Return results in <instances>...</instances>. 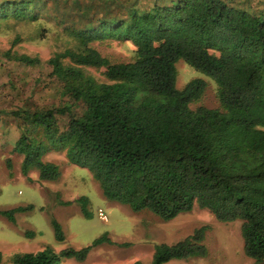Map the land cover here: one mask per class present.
I'll return each mask as SVG.
<instances>
[{
  "label": "trees",
  "instance_id": "1",
  "mask_svg": "<svg viewBox=\"0 0 264 264\" xmlns=\"http://www.w3.org/2000/svg\"><path fill=\"white\" fill-rule=\"evenodd\" d=\"M72 3L83 25L64 29L75 46L47 60L67 100L0 110L18 122L13 151L23 156L21 173L28 177L36 170L40 180L57 179L58 166L43 156L63 150L69 163L91 170L107 199L133 211L169 221L198 207L220 222L241 221L245 255L264 264V14L227 0ZM43 4L0 0V21H38ZM38 24L39 37L46 28ZM106 39L128 42L133 58L110 62L91 45ZM11 51L3 53L6 60L42 62ZM179 60L215 82L218 108L191 107L206 81L196 77L177 88ZM84 67L104 68L107 81ZM59 117L66 118L63 127ZM79 200L85 213L86 199ZM28 209L32 205L0 215L14 222V213ZM51 224L62 238L59 224ZM207 229L202 225L175 243L155 244L151 264L206 256ZM101 243L116 244L104 234L80 249L25 252L12 262L83 261Z\"/></svg>",
  "mask_w": 264,
  "mask_h": 264
},
{
  "label": "rangeland",
  "instance_id": "2",
  "mask_svg": "<svg viewBox=\"0 0 264 264\" xmlns=\"http://www.w3.org/2000/svg\"><path fill=\"white\" fill-rule=\"evenodd\" d=\"M40 19H9L0 21V110L10 111L26 106L58 105L67 99L60 94L59 82L51 75L47 60L57 51L73 48L75 41L68 37L64 26L80 27L73 0H43ZM81 6L90 0H78ZM147 6L150 0H138ZM254 13L264 14V0H227ZM70 7V8H69ZM74 9V10H73ZM45 32L38 37L39 29ZM110 62H125L133 58L132 46L122 40L106 39L91 44ZM24 53L39 57L35 66L6 60L3 53ZM84 71L99 82H106L104 68L84 67ZM176 87L182 88L192 78L206 81L201 98L191 107L218 108L215 82L183 60L176 63ZM60 126L66 118L59 117ZM20 130L18 122L0 114V211L32 205V209L14 213V222L0 215L1 264H13L15 254L49 249H80L90 245L102 235L116 244L101 243L93 246L85 260L65 258L61 264H151L154 245L172 244L191 234L195 228L207 225L204 243L207 254L185 260L173 259L165 264H255L243 250L241 221L220 222L208 210L194 207L169 221H163L147 211H133L127 205L107 199L89 168L69 163L63 150L50 151L44 161L56 164L60 176L54 180H40L32 170L28 177L21 173L23 156L13 151ZM86 199L83 205L80 197ZM102 208L107 221L98 218ZM54 219L60 226L62 238L57 237L51 224Z\"/></svg>",
  "mask_w": 264,
  "mask_h": 264
},
{
  "label": "built area",
  "instance_id": "3",
  "mask_svg": "<svg viewBox=\"0 0 264 264\" xmlns=\"http://www.w3.org/2000/svg\"><path fill=\"white\" fill-rule=\"evenodd\" d=\"M97 215L100 220L107 221V215L105 214L102 208L97 209Z\"/></svg>",
  "mask_w": 264,
  "mask_h": 264
},
{
  "label": "crops",
  "instance_id": "4",
  "mask_svg": "<svg viewBox=\"0 0 264 264\" xmlns=\"http://www.w3.org/2000/svg\"><path fill=\"white\" fill-rule=\"evenodd\" d=\"M29 252H31V251H29Z\"/></svg>",
  "mask_w": 264,
  "mask_h": 264
}]
</instances>
